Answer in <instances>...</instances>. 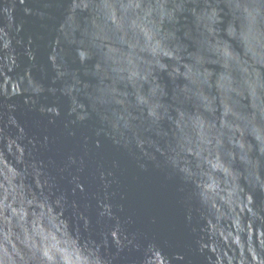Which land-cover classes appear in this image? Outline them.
<instances>
[{
    "label": "water",
    "instance_id": "1",
    "mask_svg": "<svg viewBox=\"0 0 264 264\" xmlns=\"http://www.w3.org/2000/svg\"><path fill=\"white\" fill-rule=\"evenodd\" d=\"M0 264H264V0H0Z\"/></svg>",
    "mask_w": 264,
    "mask_h": 264
}]
</instances>
